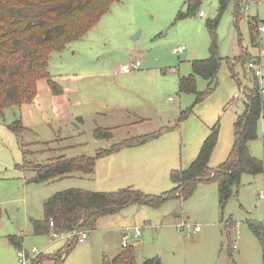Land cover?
<instances>
[{
	"label": "rangeland",
	"instance_id": "rangeland-1",
	"mask_svg": "<svg viewBox=\"0 0 264 264\" xmlns=\"http://www.w3.org/2000/svg\"><path fill=\"white\" fill-rule=\"evenodd\" d=\"M189 2L116 0L81 39L50 56L49 73L64 87L66 107L55 109L48 81L40 80L36 105L14 106L0 115V264H21L11 236L22 238V250L31 255L37 248L43 254L40 264H55L52 259L61 252L62 264H104L105 256L113 258L124 250L122 234L127 227L141 231L139 238H130L135 264L151 258H160L163 264H264L261 244L249 227L250 221L264 222L260 198L264 181L259 176L243 175L225 206L215 181L200 183L190 198L170 196L176 188L172 172L188 169L211 135L217 134V145L210 169L221 167L234 147L235 123L252 87L248 65L253 61L244 68L237 64L234 74L229 60L234 63L232 59L249 50L259 58V80L264 82V40L253 47L249 26L251 20L264 24V0L242 1L238 22L234 1L220 17L216 33L223 61L214 90L199 102L196 94L181 93L179 81L193 74L195 60L210 57L207 23L218 17L220 0H201L195 13L179 19L180 13L188 12ZM179 47H185L181 54ZM136 61L140 62L136 70L122 71ZM209 85L197 77L198 92H206ZM16 122L21 123L19 131L11 128ZM98 129L112 137L96 139ZM260 130L256 144L262 146L264 121ZM152 134L158 137L98 160L90 179L77 175L32 182L39 164L58 157H94ZM24 150L31 153L27 167ZM113 160L125 166L118 184L112 182L118 171ZM73 188L93 192L133 188L154 203L135 202L100 216L87 242L64 252L69 243L35 235L32 220L44 219L46 200ZM182 223L190 228L179 230Z\"/></svg>",
	"mask_w": 264,
	"mask_h": 264
},
{
	"label": "trees",
	"instance_id": "trees-1",
	"mask_svg": "<svg viewBox=\"0 0 264 264\" xmlns=\"http://www.w3.org/2000/svg\"><path fill=\"white\" fill-rule=\"evenodd\" d=\"M116 0H0V115L4 110L27 104H37L40 80H47L54 95H62L64 90L54 81L49 73V59L54 51H62L71 42L81 39L105 15ZM235 2V22L241 17L240 3L247 0H220L218 17L207 23L211 35L210 57L193 62V74L180 78V91L185 94H196L197 102L214 90L223 58L216 33L220 17ZM201 0H190L187 13H180L179 19H184L199 9ZM201 12V11H200ZM260 22L251 20L250 40L253 47L259 46ZM242 46V39L240 38ZM243 49V48H242ZM259 58L249 52L241 54L230 62L231 71L235 74V66L243 68L251 61ZM252 87L245 102V110L235 123L236 141L225 163L217 170L209 168V162L217 145V134L211 135L204 143L198 158L186 170H174L172 181L176 185L170 194L173 197L190 198L200 183L217 182L222 206L231 199L234 189L239 188L242 176L245 174L264 178V161L254 157L249 143L258 139L259 122L264 118V94L259 78L253 72ZM197 77L208 81L210 85L206 92H198ZM257 77V78H256ZM239 86L242 83L239 82ZM12 129L19 131L21 123L16 122ZM96 139H110L112 134L98 129ZM158 137V134L145 135L138 140L125 141L109 150L99 151L96 156H81L76 158L58 157L37 170L35 183H46L70 176H92L97 160L123 149L134 148L146 144ZM27 157L30 152L24 150ZM154 203L142 196L133 188L118 192H93L82 189H69L59 192L44 203L45 216L42 220H32L34 234L50 236L53 222L58 232L75 230H90L95 227L100 216L116 213L135 203ZM1 215V208H0ZM249 227L259 240L263 249L264 259V222L250 221ZM9 241L18 251L23 249V239L9 237ZM76 244H68L63 249L69 252ZM42 255L31 264H40ZM63 252L52 260L62 264ZM50 259V258H48ZM104 264H135L134 251L124 249L113 258L104 257ZM143 264H163L160 258H151Z\"/></svg>",
	"mask_w": 264,
	"mask_h": 264
},
{
	"label": "built area",
	"instance_id": "built-area-1",
	"mask_svg": "<svg viewBox=\"0 0 264 264\" xmlns=\"http://www.w3.org/2000/svg\"><path fill=\"white\" fill-rule=\"evenodd\" d=\"M199 14L201 17H203L205 15V13L202 11ZM259 35L261 36V38L264 39V24H261L259 27ZM184 51H185V47H179L177 49V52L179 54L183 53ZM138 67H140V62L136 61L134 64H131L130 66L123 67L122 71L124 73H130V72L136 70ZM248 68L251 71H253L258 78L262 77V71L260 69H258V62L257 61L251 62L248 65ZM260 84H261L262 91L264 94V87H263L264 82L260 81ZM242 90L244 92V88ZM50 226L52 228V232L50 234V237L54 240L65 239L67 241V243H69V244H72V242H74L75 244H78V243L87 242V239L89 238V230H86V229L75 230L72 232H58L55 230V225L53 222L50 223ZM185 227L190 228V225L182 223L181 225L178 226V229L180 230V229L185 228ZM199 231H200V227H196L195 232H199ZM132 236H134L135 238H139L141 236V231L138 227H136V228L127 227L123 230L122 247L124 249H127L130 247V238ZM237 248H238L237 245H234V249H237ZM40 255H43V254L37 248H34L32 250V255L29 254L28 252L24 251V250H20V252H19L20 263L21 264H31L32 261Z\"/></svg>",
	"mask_w": 264,
	"mask_h": 264
},
{
	"label": "crops",
	"instance_id": "crops-1",
	"mask_svg": "<svg viewBox=\"0 0 264 264\" xmlns=\"http://www.w3.org/2000/svg\"><path fill=\"white\" fill-rule=\"evenodd\" d=\"M203 17H205V15L203 16ZM262 40H264L263 38H261V36H260V38H259V45H260V43H261V41ZM245 49H247V48H245ZM248 50V49H247ZM248 52H249V50H248ZM250 53V52H249ZM251 54V53H250ZM252 55V54H251ZM253 56V55H252ZM233 60V59H232ZM259 60V59H258ZM59 85V84H58ZM60 86V85H59ZM62 87V86H61ZM63 88V90H64V93L62 94V95H54L53 94V92H52V95H53V103H54V105H55V109H59L61 106H63V107H66L65 105H66V103H67V100H66V91H65V89H64V87H62ZM52 91V90H51ZM264 121V118L263 119H261L260 120V122H259V135H258V139L257 140H259V138H260V134H261V130H260V126H261V123ZM264 137V136H263ZM264 139V138H263ZM257 140H255V141H252V142H250V151H251V153L253 154V156L254 157H256V158H258V159H260V160H262V161H264V143H263V145L262 146H259L258 144H256V141ZM261 148V149H260ZM128 149V148H127ZM124 150V149H123ZM123 150H121L120 152H118V153H115V154H112V155H109V156H106V157H102V158H100V159H104V158H109V157H116V156H118V155H121V153H122V151ZM100 159H98V160H100ZM98 160H97V163H96V167L98 166L97 164H98ZM122 166H123V164H122ZM120 166L119 165V162H117L116 160H113V162H112V167H114L115 169H118V171L116 172V175H112L113 176V180H112V182H117V183H115V184H118V178H119V175L120 174H123V172H124V170H125V166ZM121 169H123L122 171H121ZM96 171V170H95ZM93 176V175H92ZM92 176H84V177H80V176H78V177H80V179H90ZM257 176H259L260 178L259 179H262L263 181H264V178H263V176L262 175H257ZM71 178H75V177H77V175L76 176H70ZM70 177H66V178H70ZM121 179H119V181H120ZM263 193V191L261 192V194ZM260 198H262L263 199V201H264V195L263 196H261L260 195Z\"/></svg>",
	"mask_w": 264,
	"mask_h": 264
},
{
	"label": "water",
	"instance_id": "water-1",
	"mask_svg": "<svg viewBox=\"0 0 264 264\" xmlns=\"http://www.w3.org/2000/svg\"><path fill=\"white\" fill-rule=\"evenodd\" d=\"M138 36H136L135 38H137ZM42 165L41 164H39V165H37L36 166V168H40Z\"/></svg>",
	"mask_w": 264,
	"mask_h": 264
}]
</instances>
